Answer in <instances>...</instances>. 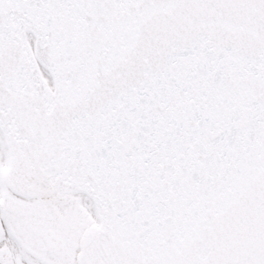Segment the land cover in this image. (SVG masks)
Here are the masks:
<instances>
[{"label":"snow or ice","instance_id":"obj_1","mask_svg":"<svg viewBox=\"0 0 264 264\" xmlns=\"http://www.w3.org/2000/svg\"><path fill=\"white\" fill-rule=\"evenodd\" d=\"M0 264H264V0H0Z\"/></svg>","mask_w":264,"mask_h":264}]
</instances>
